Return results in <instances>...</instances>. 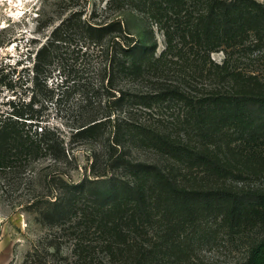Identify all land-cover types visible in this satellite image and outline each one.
Returning <instances> with one entry per match:
<instances>
[{"label":"trees","instance_id":"trees-1","mask_svg":"<svg viewBox=\"0 0 264 264\" xmlns=\"http://www.w3.org/2000/svg\"><path fill=\"white\" fill-rule=\"evenodd\" d=\"M128 1L113 0L122 6ZM168 1L176 0H157L156 5L164 11V7L169 6ZM191 2L200 5L194 25L187 30L182 23L174 22L170 36L188 37L196 43L202 39L208 45L211 39H215L226 47H244L247 39H253L255 44H264V4L253 0ZM162 16L158 10L153 14L155 21H161ZM164 36L168 37V34ZM151 42H154V47L148 48L147 44ZM91 44L96 52L88 54ZM83 48H86L85 52H82ZM155 48L151 30H146L144 41L138 43L120 18L97 25L81 21L78 17L67 28L56 30L52 39L34 53L32 67L22 69L26 75L19 76L17 82H25L24 92L30 95L28 100L12 105L10 111L0 114V174L23 175L32 171L35 162L46 158L54 162L74 159L73 152L63 146L64 139L57 134L58 129L50 126L49 116L53 112L60 121L65 120L67 126L75 130L71 134L72 142L108 144L106 170L97 172L95 161L91 166L94 179L66 187L65 194L46 202L44 209L45 213L56 216L66 206L75 205L77 197L82 196L86 189H92L96 199L92 209L102 211L104 218L111 219L109 226L105 224L99 229V235H107L110 243L116 245V248H111L113 261L121 260L126 264H163L166 256L161 250L163 245L170 247L168 258L171 251L179 247L174 236L167 238L165 230L153 226L151 231L154 228L161 235H153L152 231L151 236L144 239L148 222L156 208L159 209L160 202L166 199L165 195H171L175 200L186 192L187 187L181 182L173 164H169L170 160L180 166H196L207 175L224 178L228 173H243V166L234 168L226 162L227 153L254 161L264 158V96L245 94L225 100L218 96L201 100L204 109H208L195 111L192 107L188 118L192 116L193 120L191 124L186 122L195 135L194 145L172 133L175 124L170 129L161 123L136 118L130 107L148 108L151 98L123 85L128 81L142 83L149 78L155 61ZM93 61L97 64L94 69L99 80H95L90 70ZM3 68L1 66L0 71ZM54 72L58 73V79H53ZM16 73L17 69L12 67V74ZM9 85L13 87L12 83ZM164 96L174 99L179 94L169 90L155 95L154 102L161 101ZM111 98L113 100L101 106L102 99ZM183 101L187 106L188 100L183 97ZM115 112L117 115L112 119ZM206 113L215 117L211 118ZM128 146L155 151L160 155V161L133 160ZM214 195L217 201H213L212 207L203 204L195 208L193 200H188L183 206L186 207L187 219L181 226L191 224L188 226L191 230L208 211H214L221 215L216 225L225 230V235L247 244V264H264V193L256 189L241 190L231 194L228 200L223 199L222 193ZM123 205L129 207V215L114 213ZM172 207L173 204L167 202L164 212L168 211V216L159 215L166 224L174 220ZM115 214L119 218L126 217L120 220L113 218ZM130 237L131 244L127 240ZM74 247L79 252L76 264H90L87 257L94 248L90 249L82 242ZM134 252H140V258L124 257Z\"/></svg>","mask_w":264,"mask_h":264},{"label":"rangeland","instance_id":"rangeland-1","mask_svg":"<svg viewBox=\"0 0 264 264\" xmlns=\"http://www.w3.org/2000/svg\"><path fill=\"white\" fill-rule=\"evenodd\" d=\"M253 1L264 4V0ZM156 2L130 0L122 6L113 0H0V67H4L0 71V114L10 111L12 105L28 100L30 95L24 92L25 82H17L19 76L26 75L22 69L32 67L34 53L52 39L56 30L67 28L78 17L81 21L97 25L120 18L138 43L144 41L146 30L153 31L155 61L149 78L142 83L128 81L123 85L126 89L149 96L151 100L147 103L148 108L133 106L130 110L140 121L150 120L170 129L175 124L172 133L191 145L196 139L186 122L191 124L193 120L192 116L188 118L192 107L195 111L208 109H204L201 100L216 96L225 100L245 94L264 96V44H255L253 39H247L244 47H226L215 39H211L208 45L202 39L196 43L188 37L170 36L174 22L182 23L187 30L194 25L200 5L191 0L168 1L169 6L163 11ZM156 10L163 14L161 21H155L153 17ZM167 16L171 18L165 19ZM92 47L93 44L88 54L96 52ZM147 47H154V42ZM85 50L83 48L82 52ZM91 65L95 80H99L94 69L97 68L96 62ZM12 67L17 69L16 75L12 74ZM58 76L57 72L52 73L54 80ZM169 90H175L179 96L174 99L164 96L161 101L154 102L155 95ZM183 97L188 100L187 106L185 101L182 102ZM109 100L113 98L102 99L101 106ZM206 114L215 117L214 114ZM115 115L117 112L111 118ZM49 117L50 126L58 129L57 134L64 139L63 146L73 152L74 159L54 162L46 158L35 162L32 171L23 175L0 174V264H76L79 252L74 246L79 242L94 248L87 257L90 264H126L121 260L113 261L111 248H116V245L112 241L110 243L107 235H99V229L105 224L109 226L111 219L104 218L102 211L92 209L96 204L92 189H86L82 196L77 197L75 205L66 206L58 215L45 213L46 202L61 198L67 191L66 187L95 178L91 173L95 161L97 172L106 170L108 147L106 142H72L71 134L75 130L69 128L65 120L64 123L60 121L56 112ZM128 152L131 159L141 162L153 163L161 158L155 151L137 146H128ZM225 159L234 168L243 166V173L232 172L222 178L207 175L196 166L185 167L169 161L175 172L180 174L181 182L187 187L186 192L175 200L171 195H165L166 199L160 202L159 209L156 208L148 222L144 238L151 236L152 231L153 235H161L153 227L165 230L167 238L174 236L179 247L171 251L168 258L170 247L163 245L161 250L166 253L163 264H247V244L228 238L225 230L216 225L221 215L208 211L191 230L188 227L191 224L181 226L187 219L186 207L183 206L188 200H193L195 208L203 204L212 207L213 201H217L215 193H222L224 200L241 190L256 189L264 193V158L254 161L227 153ZM167 202L173 204L175 215L172 217L174 220L166 224L159 215L168 216V211L164 212ZM127 208L123 205L114 213L129 215ZM114 217L119 218L117 214ZM127 240L131 244L132 237ZM140 252L127 253L124 257L140 258Z\"/></svg>","mask_w":264,"mask_h":264}]
</instances>
